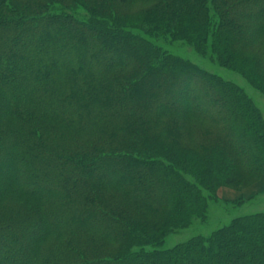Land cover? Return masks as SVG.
<instances>
[{"label": "trees", "instance_id": "1", "mask_svg": "<svg viewBox=\"0 0 264 264\" xmlns=\"http://www.w3.org/2000/svg\"><path fill=\"white\" fill-rule=\"evenodd\" d=\"M155 36L264 88V0H0V264H264V212L163 249L261 180L264 120Z\"/></svg>", "mask_w": 264, "mask_h": 264}, {"label": "rangeland", "instance_id": "2", "mask_svg": "<svg viewBox=\"0 0 264 264\" xmlns=\"http://www.w3.org/2000/svg\"><path fill=\"white\" fill-rule=\"evenodd\" d=\"M79 12L84 18H87L86 13L82 9H80ZM133 33L140 35L139 31H134ZM148 38L149 37L144 36V39ZM151 39H153L156 46L161 48L163 51L168 52L172 57H175L191 65L201 72H204V74L206 73L207 75L220 78L221 80L229 82L241 89L244 94L252 101L253 105L260 112L264 120V88L258 89L255 87V85L252 84L248 79L247 74L240 72L239 70H234L230 68L229 65L222 66L215 59V55L212 54L210 37H208L205 50L196 48V46L188 44L181 39L171 41L169 38L161 36H155V38L151 37ZM261 43L263 42L260 39H256L254 42L246 45L245 47L242 46L238 48H232V51L239 52L244 58H252L254 60L257 59L255 57L264 56L262 54L263 49ZM89 60H91L93 65L94 61L92 59ZM71 62L74 63L76 61L72 58ZM258 75L264 77L263 68L256 70L255 77L257 79L260 78ZM165 84L168 85V81L165 80ZM173 91L175 93L174 95L176 96L174 98H176L177 101L181 99V96H183L182 92L184 91L177 87ZM189 123L193 124V121H190ZM187 179H189L191 182H194V180L190 177ZM253 181L254 180L249 181L242 187H233L234 189L232 190L228 188L219 189V200L210 202L208 204L206 219L204 221L195 219L189 228L173 231L172 233L168 234V236L165 238L163 249H171L174 246L184 243L195 236H208L218 228L228 225L235 218L264 212V191L248 198L250 192L245 191L251 188L253 185L249 188L243 189V187L248 186ZM241 188L243 190H241ZM222 192H224V195H226L223 198L220 194ZM230 196L235 198V200H230Z\"/></svg>", "mask_w": 264, "mask_h": 264}, {"label": "crops", "instance_id": "3", "mask_svg": "<svg viewBox=\"0 0 264 264\" xmlns=\"http://www.w3.org/2000/svg\"><path fill=\"white\" fill-rule=\"evenodd\" d=\"M247 191L250 192L248 198H250L253 195H256L257 193L263 192L264 191V175L258 183L254 184L251 188L247 189L245 192H247ZM220 194H221L222 198L224 196H226V195H224L225 194L224 192H222ZM237 194H239V193H237ZM229 199L235 200V198H232V196H230Z\"/></svg>", "mask_w": 264, "mask_h": 264}]
</instances>
